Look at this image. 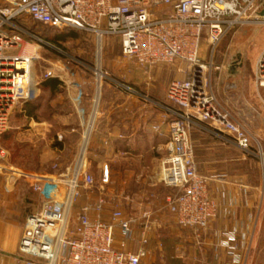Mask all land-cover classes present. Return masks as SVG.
<instances>
[{"label":"built area","instance_id":"built-area-1","mask_svg":"<svg viewBox=\"0 0 264 264\" xmlns=\"http://www.w3.org/2000/svg\"><path fill=\"white\" fill-rule=\"evenodd\" d=\"M263 5L264 0H0V178L21 180L40 196V205L25 216L21 227L17 255L24 264H150L151 239L161 222L151 213L130 218L118 206L107 220L91 218L90 211L97 216L104 212L106 196L73 215L81 192L95 184L88 172L85 148L73 165H55L53 173L23 171L6 164L1 137L9 117L16 105L31 102L36 92L32 73L35 58L19 48L23 39L44 44L25 28L27 23L93 35L99 47L104 37H118L122 58L147 74L161 64L187 65L186 78L173 79L166 88L171 120L152 126V131L165 138L160 182L173 192L164 198V208L180 230L191 231L198 238L218 218L223 204L231 207L239 201H229L225 192H221L220 201L212 196L208 179L197 171L190 127L204 123L223 143L260 159L264 166L261 149H254L248 131L218 103L212 86V73L220 69L214 64L218 46L246 24L264 26V17L259 16ZM44 76L47 80L52 73ZM96 76L93 118L103 77L101 72ZM253 82L256 88L264 89V48L254 64ZM110 83L136 94L123 84ZM73 85L78 89L77 83ZM82 96L79 90L76 102ZM92 123L87 124L85 142ZM109 184V170L104 166L100 185ZM135 224L141 228L137 236ZM133 239H138L135 250L129 246ZM217 239L215 249L224 251L226 264H243L244 251L248 250L245 233L236 227L224 229Z\"/></svg>","mask_w":264,"mask_h":264},{"label":"rangeland","instance_id":"rangeland-1","mask_svg":"<svg viewBox=\"0 0 264 264\" xmlns=\"http://www.w3.org/2000/svg\"><path fill=\"white\" fill-rule=\"evenodd\" d=\"M41 29L40 26H35L33 35L41 39L44 44H40L34 39L29 41L23 39L22 48H19V51L30 53L35 58L32 73L36 92L30 103H36L37 110L34 117H27L24 112L26 103L14 107L6 131L3 133L8 136L1 139L6 164L23 171L53 173L55 165H60L63 168L73 165L81 150L83 151L85 148L88 172L93 176L95 182L90 190L92 191L93 204L99 198L106 196L107 208L104 209L106 215L118 206L126 216L134 219H139L140 213L146 214L148 211L147 213L153 214L161 221L155 234L160 237V241L167 235L172 239L176 235L182 238L184 231L174 224L172 216L164 208V198L173 191L149 178L151 165L153 167L151 158L160 156L161 160L164 153L147 155L142 160L143 162L134 163L131 170H128L134 177L130 179L129 184L125 185L126 187L121 193V189L118 188L120 179L117 178L113 180V186L110 184L101 187L100 171L104 167V157H109L105 154L106 150L103 149L101 142L94 143L96 147L91 151L87 146L89 140L85 142L84 138L88 133L87 119L90 112L87 95L93 94L98 87L97 72H101L103 76L98 88L99 95L108 85L116 93L123 91L113 87L110 83L112 80L131 88L147 101L154 98L151 95V86L155 76L159 77L157 83L161 81L163 83L164 78H168L169 82L174 78L185 79L188 71L187 65L181 62L161 64L152 68L147 74V71L142 72L135 63L122 58L118 37H104L99 47L100 43L93 35L70 31L74 38H67L57 45L51 41L47 42ZM54 33L56 31L52 29L48 35ZM204 46L205 44L202 47ZM263 48L264 26L259 23L246 24L242 29L227 35L216 50L214 64L220 69L212 73V86L218 103L248 131L254 149L260 148L264 158V89L256 88L253 82L254 64ZM205 59L207 60L208 56ZM237 59H240L239 65L234 66V72L237 73L235 75L226 74L223 82H220L223 71H226L223 67ZM158 69L159 73L156 71ZM47 72L52 73V76L47 80L77 79L80 88L78 87L76 90V95L70 97L68 89L54 93L43 89L41 84L45 81L44 75ZM79 90L82 91L83 96L76 102L75 97ZM124 95L126 94L124 93ZM176 111L179 112L177 107ZM192 127L189 132L196 154L197 171L200 173V171L204 172L205 169H208L207 162L203 163L206 159L210 158L214 162L216 154H223L222 157L227 159L226 169L230 174H227L224 185L237 191L238 195L243 198L244 206L247 205V202L249 203V206H246L249 210L247 213L249 220L245 222V219L242 218L243 220L239 221L240 231L246 234V244L248 245V250L244 251L243 264H264V166L256 157L241 155L242 153L232 144L222 145L223 147L220 148V143L213 142L195 129L196 127L211 132L212 128L204 123L197 122V125ZM204 150L206 151L205 157L200 156L197 152L201 153ZM208 155L209 158H207ZM122 165L123 163L121 164L117 160L114 164L115 172H125L120 168ZM143 178L145 179L143 180ZM141 191V194L144 193L142 197L137 195L131 197L134 200L133 203L130 201L131 198L128 199L130 193L136 194ZM231 219H239V213H234ZM138 224L133 227L134 236H137L141 231ZM119 240L120 235L117 233L115 242L118 243ZM137 242L138 239H133L129 245L131 249L137 248ZM156 243L157 241L152 239L149 249L151 251L150 264H155L157 258L161 259V257L162 259L159 260L165 261L162 253L165 251L166 254L168 243L163 245L164 251H161L160 254L154 250ZM159 255L161 256L158 257Z\"/></svg>","mask_w":264,"mask_h":264},{"label":"crops","instance_id":"crops-1","mask_svg":"<svg viewBox=\"0 0 264 264\" xmlns=\"http://www.w3.org/2000/svg\"><path fill=\"white\" fill-rule=\"evenodd\" d=\"M159 69L156 70L157 73H159ZM157 77L158 76H155L151 86V95L154 98L147 101L142 99V96L137 93L130 94L126 91L116 93L112 90L110 85L106 86L103 90L104 92L101 91L102 93L99 95L98 110L94 118L92 117V109L94 100L96 99L97 89L93 94L87 95L88 110L90 111L87 124L91 121L93 122L90 131L91 135H89L88 139V149L90 147L92 151V149L96 147L94 143L101 142L100 144L103 146V149L106 150L105 154L109 157H104L103 166L108 167L111 180L110 184L113 186V180H115V178L120 179L118 188L121 189V193H123L126 187L125 185L134 177V175L128 171L131 170L134 163L143 162L142 160H144L147 155H154V153L160 155V153L164 151L165 138L154 133L152 131V126L160 125L163 122L166 124L170 121L171 117L166 109H170L172 106L166 101V88L169 79L164 78L163 83L162 81L157 83L159 79V77ZM58 82V92H63L65 89H68L70 97L76 95L77 88H75L73 83L79 84L77 79L65 78L59 79ZM66 86L67 88H65ZM124 93L126 95H124ZM160 126H162V124ZM163 126L165 127V125ZM220 144V148L223 147L222 145H226L223 143ZM237 150L240 151L239 149ZM240 153L242 152L240 151ZM241 155L244 156L243 153ZM121 156L123 157L121 158ZM215 156L216 159L213 162L208 155L207 158L209 159L203 162H207V165H209L208 169L206 170L204 168V172L200 171V174L198 171V173L208 179L212 196L217 201H220L221 192H225L229 197V201L236 198L239 201L238 204L231 207L230 205L228 207L223 204V206L219 208L218 218L212 222L198 238L195 237L191 231H184L182 238L178 237L179 235H173L174 237L172 239V237L170 238L167 235L163 237V242V239L160 241V237L156 236L155 233L153 235V241H157L154 249L157 253L160 254L161 251H164L163 245L168 243L166 254L164 253L165 251L163 252L164 254L162 253L166 262H163V260L160 261L162 259L161 257V259L159 258L160 260L157 258L155 264H226L227 258L224 251L222 249L218 251L215 249L218 241L217 234L224 229L231 230L235 227L240 230L239 221L242 218L245 219V222L249 220V216H247L249 210H247L248 207H246L249 206V203L247 202V205L244 206L245 203L243 202V198L238 195L237 191H233L228 185H224L226 184L225 180L227 174L230 175L226 169V164L228 162L227 159L222 157L223 154H216ZM115 160H118L121 164L123 163L120 168L125 172H115ZM151 162L153 167L151 165V174L149 178L155 183H160L165 187L160 182V156L159 158H151ZM135 177L137 179L136 175ZM144 179L145 178H143V180ZM127 191L129 192V190ZM91 192L90 190L81 192V197L74 205L73 215L79 214L80 209L84 206L93 207L94 201ZM141 193L142 191L136 194L130 193L128 199L135 195L142 197L144 193ZM130 201L132 203L134 202L132 198ZM39 205L40 196L35 194L25 182L0 178V264H24V259L17 255L23 223L22 220H24V217L28 213L36 211ZM147 212L146 214H149ZM237 212L239 213V219H231L234 213ZM146 214L140 213L141 216L139 215L138 218L140 219ZM90 217L100 218L102 220L108 219L105 210L99 216L90 211ZM165 239H168V241H165ZM160 256L161 255L158 257Z\"/></svg>","mask_w":264,"mask_h":264},{"label":"trees","instance_id":"trees-1","mask_svg":"<svg viewBox=\"0 0 264 264\" xmlns=\"http://www.w3.org/2000/svg\"><path fill=\"white\" fill-rule=\"evenodd\" d=\"M35 26H37V27L40 26L42 28L41 29V33H42L43 37L45 38V40L47 42L51 41L52 43L58 45V44H60L62 41H64L67 38H71V39L74 38V35L70 31H59V30L54 29V28H46V27H43L40 24L33 23V22L27 23V26L25 28L27 30H29L30 32L34 33V31H35L34 27ZM52 29L55 30L56 33H54V34L49 36L48 33ZM58 86H59V82H58L57 79H49V80L43 81V83L41 84V87L43 89H47L48 91H50L52 93L57 91ZM36 110H37V104L36 103H30L29 102V103H26L25 106H24V112H25L27 117H34V114H35ZM195 129H197L202 134L206 135L213 142L223 143L221 140H219L217 137H215L211 132L206 131V130L204 131V130L196 128V127H195ZM6 136H8V134H6V133L3 134L1 139L2 138L5 139ZM223 144H225V143H223ZM197 152H199L198 154L200 156L203 155L205 157V154H206L205 150L203 152H201V153H200V151H197ZM194 155H195V162L197 164L195 151H194Z\"/></svg>","mask_w":264,"mask_h":264},{"label":"water","instance_id":"water-1","mask_svg":"<svg viewBox=\"0 0 264 264\" xmlns=\"http://www.w3.org/2000/svg\"><path fill=\"white\" fill-rule=\"evenodd\" d=\"M259 16L264 17V5L262 6V8L259 11ZM238 61H240V59H237V61L231 63L228 66L226 65V67H223V69L226 70V71H223V74L221 75L220 82H223V79L225 78L226 74H228V75H235L237 73V72H234V66H238L239 65L238 64Z\"/></svg>","mask_w":264,"mask_h":264}]
</instances>
